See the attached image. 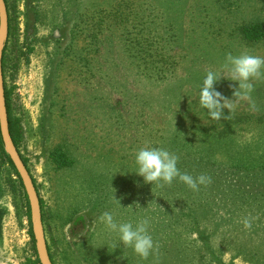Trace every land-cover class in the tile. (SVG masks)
I'll list each match as a JSON object with an SVG mask.
<instances>
[{"label": "rangeland", "instance_id": "1", "mask_svg": "<svg viewBox=\"0 0 264 264\" xmlns=\"http://www.w3.org/2000/svg\"><path fill=\"white\" fill-rule=\"evenodd\" d=\"M171 2L183 13L176 23L179 40L162 23L160 12L172 18L166 12ZM6 6L12 33L6 84L24 131L21 153L44 202L46 239L58 250L59 264H71L67 252L84 243L101 254L114 251L100 246L105 211L119 223L148 219L155 243L192 235L203 264H250L235 248L241 242L258 247L264 237V177L241 178L228 167L264 162V122H257L264 120V76L254 81L250 101L229 113L224 109L228 115L220 121L209 119L196 100L206 72L219 69L229 54L264 58V40L247 44L237 31L253 20L264 23V0H7ZM134 8L144 13L137 24ZM150 30L154 45L165 47L166 71L152 59L144 70L151 51L134 41ZM92 33H98L94 69L85 72L67 60L59 72L56 38L60 47L75 43L83 49ZM236 86L223 78L215 85L227 99H234ZM175 138L189 145L169 146ZM141 147L167 149L178 157L181 173L205 175L208 182L198 190L179 180L144 183L131 173ZM2 149L7 154L3 143ZM58 152L71 163L61 166ZM188 205L206 214L194 231L177 222L185 221L180 212ZM0 211V264H28L36 245L26 209L6 197ZM80 216L84 220L75 224ZM113 253L102 264H126L124 252Z\"/></svg>", "mask_w": 264, "mask_h": 264}, {"label": "trees", "instance_id": "2", "mask_svg": "<svg viewBox=\"0 0 264 264\" xmlns=\"http://www.w3.org/2000/svg\"><path fill=\"white\" fill-rule=\"evenodd\" d=\"M5 2L7 4V0H5ZM134 10H135V15H136L135 19H134L135 24L142 22L144 13L142 12V10H136L135 8H134ZM8 12H9V9H8ZM96 12H98V9L96 10ZM166 12H167V14L172 15V18H170V16H168V18H166L164 16V13L160 12L163 16L162 23L164 25L163 27L165 28V33L168 36H171L172 38H174L175 40H177V39L179 40L181 37V34H180L181 30H179V27L176 25V23L182 18L183 13L181 12V8L179 5H176V9H175L172 2H171L170 6H167V8H166ZM116 15H117V13H116ZM116 15H115V17H116ZM157 17H159V15ZM116 19H117V17H116ZM10 21H11V19H10V14H9V23H10ZM153 22H154L153 26L158 28L156 21H153ZM93 24L94 25H92V27H98V21L94 22ZM179 26H180V24H179ZM102 28H103V26H102ZM99 29H101V25H100ZM143 31H147V28L146 27L143 28L142 32ZM237 31L239 33L241 41H243L247 44L248 43H257V42H260L261 40H264V23L261 20H253L251 22L242 24L241 26H239L237 28ZM153 34H154V31L150 30L147 32V34H143L141 36L136 37L134 44L135 45L140 44L142 46H146V48L149 49L148 52L151 51V54L148 57L144 58V60H143L145 62L144 63V65H145L144 70H149L147 65L150 63L146 62V61H148L149 59H152V60H154V61H152L153 64L160 61L159 64H161V65H160L159 69L162 71H166V69L168 70V67H169V63H168L169 58L166 56L164 58H162L161 54H162V51H166L165 47L161 46L160 44H158L157 46L154 45L157 43H156V40L151 38ZM11 35H12V33H11V25H10L8 43H9V38L11 37ZM168 36H167V38H168ZM56 37H57V34H56ZM56 39H58L57 40V43H58L57 49H58V56H60L58 63H57V67H58L59 72L62 71V68L67 63V60L69 62H71L72 65L78 64L77 67L80 68L81 70L85 71V72H91L94 69L95 60L93 59V57H94L93 53L94 54L98 53V33H92L91 34V38H90V41L88 43V47L83 48V49H81L78 46L75 47V43H71L70 45L60 47L62 40L59 37H57ZM84 52H87V54L83 55ZM70 57L74 58L73 61L69 60ZM7 61H8L7 47L5 46L4 56H3V74H4V81H5L6 106H7L8 118H9V130H10V134L12 136L14 144L16 145L18 152L20 153V155L22 157V160L24 161L27 169L29 170V172L33 178L36 190H37L38 195H39L40 192H39V187L37 185V181L33 177L32 173L30 171L27 158L24 157L23 154L21 153V146L23 143L24 131H23V127H22L20 119L17 118L14 114L13 91L11 89H9L7 87V84H6ZM257 120H259V121H257L259 124H260V122H262V123L264 122L263 119H257ZM2 143H3V141H2L1 132H0V201L6 197H8L10 200L19 201L21 203V206H23L26 209L28 219L31 223L30 205H29L28 197L26 195L23 183H22L21 178H20L18 172L16 171L15 166H14L13 162L11 161L10 157L3 151ZM184 143H185V146L189 145L186 142H184ZM166 144L168 146V142ZM172 145L174 147L184 146V144L181 143L180 140L176 139V138L172 141H169V146L172 147ZM58 154H60V156H62V157L59 156L60 159L63 158L62 159L63 164H61V166L62 165L65 166V165H68L71 163V159L68 158L66 154H65L66 156L65 155L63 156L62 152L61 153L58 152L56 154V156ZM206 156L207 155H205V157ZM203 160H204V158H203ZM2 166H5L4 171H3ZM228 169H232L234 172L239 174V177L245 178V179L250 177V176L255 177L257 179H261V178L263 179V177H264V162H260V164L258 163L256 165H250V166L243 165V166L238 167L235 165H231L230 167H228ZM39 197H40V195H39ZM40 203H41V208H42L43 223L45 226L46 216H45V211H44V202L41 198H40ZM186 207H189V208H187V212H185L183 209L180 212L183 214L185 221L180 222V220H178L177 222L182 223L181 230H186V229H188L190 231H194L195 229L197 230V227L199 225V219L198 218L205 216L206 215L205 211L198 213V214H195L194 209L192 208L191 205H188ZM196 207H197V205H196ZM1 218H2V216H1V211H0V220H1ZM83 220H84L83 217L80 216L76 220H74V223L78 224V223L82 222ZM174 225H176V224H174ZM30 226H31V224H30ZM29 233H30V236L33 240V243H35L32 228H30ZM100 234H101V236H99V237L102 239H105V241L106 240L111 241V240L115 239V234H108L104 230ZM190 237H192V235H186L184 237L182 236V238L180 237L178 239L165 238L164 241H161L159 243H155L156 244V251L153 254H151L146 260L140 259V257L135 255L132 250H128V248H124L122 245L119 246L118 248H116L113 252H115V254H118L120 251L124 252V255H125L124 259H126V264H203V263H205L204 252H202L200 249H198V250L194 249L195 245H196V241L191 239ZM105 241H101L100 246L101 245L103 246ZM248 242L252 244L254 241H253V239L248 238ZM257 242H260V245L261 244L263 245V248L261 250L257 249L258 247H260V245L258 247H255V248H249V246H250L249 244L244 246L241 244L242 243L241 242L239 244V246L235 248V252L240 251L237 254L239 255V253H241L240 256L243 257V259H246L244 261L250 262V264H264V237L262 239H257ZM257 242H255V243H257ZM47 244H48V250H49V254H50V258L52 260V263L53 264H59L58 250L54 251L52 246L49 245L48 241H47ZM192 244L193 245L195 244V245L193 246ZM74 246H75V244H74ZM84 246H86V248H87L86 254L81 251V247H84ZM109 248L112 249L111 246H109ZM113 252H110L109 254H101L100 250H98V252H97V248L88 249V244L84 243V244L80 245L79 249L70 248L69 251L67 252V255L70 259L71 264H102V262H101L102 259H109V260L112 259V256H114ZM80 253L82 254V256H79ZM34 255H35L34 258H28L27 263L28 264H41L39 259H38V255H37L35 246H34ZM108 255H109V257H106ZM119 257H120L119 255H116L117 259H119ZM117 259H115L114 262H116ZM218 262L222 263V261H218Z\"/></svg>", "mask_w": 264, "mask_h": 264}, {"label": "clouds", "instance_id": "3", "mask_svg": "<svg viewBox=\"0 0 264 264\" xmlns=\"http://www.w3.org/2000/svg\"><path fill=\"white\" fill-rule=\"evenodd\" d=\"M264 76V58L243 53L238 56L228 55L224 64L219 69H210L206 72L199 87L196 103L204 110L211 120L220 121L225 119L224 109L228 113L239 102L250 101L254 88V81ZM226 79L237 85L233 90L234 99L225 98L215 85ZM135 173L143 178V182L151 185H171L179 180L192 190H198L200 185L208 182L205 175L193 177L187 173H181L177 167L178 157L162 147H141L137 150L134 158ZM112 199L121 206L119 199L113 195ZM122 207V206H121ZM102 230L108 234H115V239L105 241L103 246H119L130 248L135 255L146 260L156 251V244L149 231V220L141 219L135 224L132 222H117L112 211H105L99 217Z\"/></svg>", "mask_w": 264, "mask_h": 264}, {"label": "water", "instance_id": "4", "mask_svg": "<svg viewBox=\"0 0 264 264\" xmlns=\"http://www.w3.org/2000/svg\"><path fill=\"white\" fill-rule=\"evenodd\" d=\"M9 37V16L5 0H0V132L6 152L13 162L23 183L28 197L31 213L32 231L36 252L41 264H53L50 258L48 244L43 223L40 197L36 190L33 178L27 169L9 130L8 110L5 98V81L3 74L4 49Z\"/></svg>", "mask_w": 264, "mask_h": 264}]
</instances>
